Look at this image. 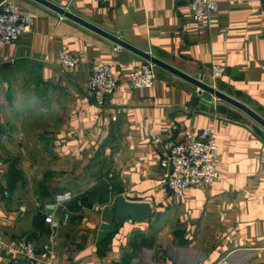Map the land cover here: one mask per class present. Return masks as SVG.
Instances as JSON below:
<instances>
[{
  "label": "crops",
  "instance_id": "0c3cea01",
  "mask_svg": "<svg viewBox=\"0 0 264 264\" xmlns=\"http://www.w3.org/2000/svg\"><path fill=\"white\" fill-rule=\"evenodd\" d=\"M51 1L264 117V1L220 0L200 22L189 0ZM15 2L35 22L15 44H0V264H30L20 238L35 242L41 264H264V126L160 66L155 85L132 87L129 72L145 58L36 0ZM62 44L81 58L65 71ZM96 60L117 79L103 107L85 95ZM214 64L227 67L216 80ZM32 96L60 102L59 112L33 119ZM168 126L180 141L216 128L222 178L168 193L151 143ZM66 190L75 193L72 215L53 235L45 218L60 217L53 203ZM119 195L150 202L153 215L117 219Z\"/></svg>",
  "mask_w": 264,
  "mask_h": 264
},
{
  "label": "built area",
  "instance_id": "2783aa9c",
  "mask_svg": "<svg viewBox=\"0 0 264 264\" xmlns=\"http://www.w3.org/2000/svg\"><path fill=\"white\" fill-rule=\"evenodd\" d=\"M106 4L110 0H93ZM264 1V0H262ZM193 19L197 22L219 9L220 0H189ZM35 18L30 13L20 12L16 8L15 0L0 1V44H15L19 38L33 29ZM120 47V45L118 46ZM117 47V48H118ZM81 58L70 51L66 44L59 49V67L62 71L78 65ZM227 72L223 64L212 66V78H221ZM132 87H151L157 80L155 64L143 61L135 65L129 72ZM117 79L111 64L96 60L91 67L89 83L85 88V95L98 106L107 104L108 98L114 93ZM213 101H217L214 97ZM151 143L155 150L161 153V166L164 170V188L168 193L176 196L183 195L193 187L210 186L222 178L217 168L219 158L218 132L214 127H200L188 135L187 139L180 141L175 136L173 126H168L163 134H153ZM113 177L109 173L107 181ZM112 188V185L109 186ZM75 198L71 190L60 191L55 195L57 207L62 208L60 217L56 218L54 212L46 215L45 221L53 226V235L59 227L70 221L72 212L67 202ZM18 250L30 264H41L44 260L39 256V249L35 242L28 238H20ZM44 250L53 251V241L44 244ZM223 264H227L224 260Z\"/></svg>",
  "mask_w": 264,
  "mask_h": 264
},
{
  "label": "water",
  "instance_id": "95a60500",
  "mask_svg": "<svg viewBox=\"0 0 264 264\" xmlns=\"http://www.w3.org/2000/svg\"><path fill=\"white\" fill-rule=\"evenodd\" d=\"M40 2L41 4H44L45 6H48L49 8L59 12L60 14L64 15L67 18H70L77 23L105 36L106 38L112 40L113 42L117 43L118 45L125 47L143 58H145L148 61H151L155 64V66L163 67L170 72L192 82L196 86H198L200 91H205L216 98H219L221 100H224L244 112H246L249 116H251L254 120H256L258 123H260L262 126H264V117L253 110L251 107L246 105L244 102L234 98L233 96L227 94L223 90L218 89L211 83H208L204 81L203 78H198L196 76H193L191 74H188L187 72L181 70L180 68L158 58L157 56L151 54L147 50H143L134 44L128 42L124 38H122L120 35L112 33L101 26L93 23L92 21L84 18L83 16L69 10L65 6H62L60 4H57L56 2H53L51 0H36ZM116 217L117 219H123L125 217H131L134 220L141 221L146 220L150 218L153 215V208L150 202L141 201V200H131L126 198L123 195H119L116 200V204L114 206Z\"/></svg>",
  "mask_w": 264,
  "mask_h": 264
},
{
  "label": "clouds",
  "instance_id": "9594fccd",
  "mask_svg": "<svg viewBox=\"0 0 264 264\" xmlns=\"http://www.w3.org/2000/svg\"><path fill=\"white\" fill-rule=\"evenodd\" d=\"M31 100L34 103L30 104L27 114L30 115L33 119L48 118L54 116L59 112L61 104L58 101L47 102L39 100L35 96L31 97Z\"/></svg>",
  "mask_w": 264,
  "mask_h": 264
}]
</instances>
